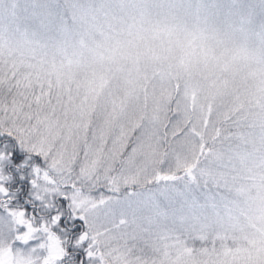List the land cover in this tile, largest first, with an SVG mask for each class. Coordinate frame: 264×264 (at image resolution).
<instances>
[{
	"label": "snow or ice",
	"instance_id": "6c2138e0",
	"mask_svg": "<svg viewBox=\"0 0 264 264\" xmlns=\"http://www.w3.org/2000/svg\"><path fill=\"white\" fill-rule=\"evenodd\" d=\"M60 7L35 14L42 29L63 24ZM9 75L0 71V240L13 253L37 264H139L130 257L169 240L213 238L193 224L230 211L228 196L194 189L237 187L244 149L226 146V129L147 116L112 132L111 115L103 126L69 120L43 86L29 95Z\"/></svg>",
	"mask_w": 264,
	"mask_h": 264
},
{
	"label": "rangeland",
	"instance_id": "374dc122",
	"mask_svg": "<svg viewBox=\"0 0 264 264\" xmlns=\"http://www.w3.org/2000/svg\"><path fill=\"white\" fill-rule=\"evenodd\" d=\"M132 0H0V71L15 76L22 89L49 94L57 112L69 120L85 117L103 126L112 116L114 132L141 117L174 120L185 125L207 121L222 127L243 145L237 187L231 193L201 184L195 194L227 195L228 210L209 213L194 229L214 234L195 242L184 237L154 250L137 252L139 264H262L264 261V90L236 66L230 73L214 69L181 75L133 50L122 38L125 6ZM218 13L246 24L261 11V0H210ZM61 6L63 24L42 29L36 13ZM80 6L73 20L65 10ZM243 40L264 45V33L249 30ZM11 49V51H9ZM14 58V59H13ZM180 108L178 109L177 104ZM186 108L187 112L182 110ZM131 134V133H130ZM31 252L0 240V264H37Z\"/></svg>",
	"mask_w": 264,
	"mask_h": 264
},
{
	"label": "clouds",
	"instance_id": "9594fccd",
	"mask_svg": "<svg viewBox=\"0 0 264 264\" xmlns=\"http://www.w3.org/2000/svg\"><path fill=\"white\" fill-rule=\"evenodd\" d=\"M260 7L258 16L240 24L218 13L210 0H132L123 12L122 38L181 75L209 68L224 74L243 66L244 75L264 90V45L257 48L243 40L249 30L264 33V0Z\"/></svg>",
	"mask_w": 264,
	"mask_h": 264
},
{
	"label": "trees",
	"instance_id": "16d2710c",
	"mask_svg": "<svg viewBox=\"0 0 264 264\" xmlns=\"http://www.w3.org/2000/svg\"><path fill=\"white\" fill-rule=\"evenodd\" d=\"M220 128H222V127H220Z\"/></svg>",
	"mask_w": 264,
	"mask_h": 264
}]
</instances>
